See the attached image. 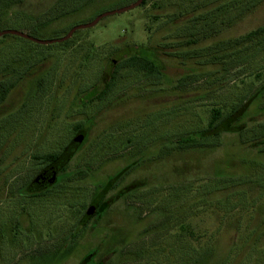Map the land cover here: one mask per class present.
<instances>
[{
  "label": "rangeland",
  "instance_id": "374dc122",
  "mask_svg": "<svg viewBox=\"0 0 264 264\" xmlns=\"http://www.w3.org/2000/svg\"><path fill=\"white\" fill-rule=\"evenodd\" d=\"M134 1L0 0V30L60 37ZM195 2L213 10L222 0H148L77 30L81 48L11 45L17 61L14 87L0 100V264H79L86 254L94 264H264V152L246 143L264 123V95L250 105L244 133H225L216 147L179 152L164 140L203 128L212 105L225 113L264 79L263 69L244 63L228 72L225 83L211 81L223 67L246 58L234 54L233 42L219 48L232 53L224 63L205 55L208 37L200 41L198 58L182 62L165 54L171 50L159 44L180 21H168L166 14L180 6L189 14ZM262 24L264 2L219 39ZM147 47H158L155 57ZM126 53L152 59L161 76L147 80L128 72L105 100L88 104L105 80L102 65L108 69ZM181 76L188 83L184 91L175 87ZM196 77L211 82L191 83ZM91 121L88 140L59 174L63 181L37 197L16 194L42 167L32 154L61 149L76 124L87 127ZM119 171L114 186L103 192ZM73 172L83 177L64 180ZM97 195L108 204L77 228ZM185 211L192 235H179Z\"/></svg>",
  "mask_w": 264,
  "mask_h": 264
},
{
  "label": "trees",
  "instance_id": "16d2710c",
  "mask_svg": "<svg viewBox=\"0 0 264 264\" xmlns=\"http://www.w3.org/2000/svg\"><path fill=\"white\" fill-rule=\"evenodd\" d=\"M147 1L148 0H143L140 5H145ZM188 1L189 3H191V1L193 0ZM262 2H264V0H224V2L222 0V3H218L213 10H207L208 6L205 4V2L201 4L199 2H195L194 4L192 3L193 7L190 8L189 14L184 13L182 6L177 7L174 9L173 15H170L169 13L166 14V19L168 21L176 19L180 21L174 27L173 31L165 37L166 41L161 42L159 44L160 48L170 49L171 51L165 52V54H168L169 56H172L176 59L178 58L180 61L184 62V60L186 61L190 58L195 59L199 57L198 55L200 49L199 44L201 43L200 41L208 37L211 38L212 42L204 46L206 48L205 55H210V60L207 57H205V60H212L213 62L218 61L220 63H224V59L231 56L232 53L219 48L221 45L224 44V41H227V43L233 42L234 54L236 55L237 53L241 52L246 56V58L240 57L233 64L228 65L226 68L223 67L221 76L215 77V79L213 78V80L211 81H221V83H225V76L228 74V72L231 69L236 68L238 65L244 63H248V65L254 66L256 70L263 69L264 71V24L252 30H249L243 34L237 35V37H227L226 40L222 41H220L219 39V35L224 29H229L231 26L235 25L239 19L246 16L251 11V9H254ZM184 17L186 19H184ZM28 33L31 34V32ZM76 34L77 30L69 39L58 43V45L67 46L69 48L74 49L78 47L81 48L84 44L76 41ZM9 36L14 39L1 42L2 38ZM18 41L32 42L30 40H26L13 35H3L2 37H0V100H2L7 95V93L14 87L13 76L16 73L15 71L17 68V61L16 55L14 54V52L11 51V45L18 43ZM239 46L240 48L238 49L237 47ZM156 48L147 47V49H149V51L153 53V57H155L156 55ZM179 48H183L184 50ZM227 49H229V47ZM82 50L84 51L85 49ZM230 50L231 49H229V51ZM85 52H82L81 54H85ZM105 57L106 61L110 59V56L107 57L106 55ZM122 69H125V71L123 70V72L119 74V70ZM102 72L106 74L105 80L102 82L100 90L88 99L87 103L90 105L105 100L110 88L117 83L124 82L123 80L127 79L125 74H127L128 72H132L134 73V75L136 73H141L142 77H147V80H149L148 77L157 78L161 76V72L158 70L157 65L152 59L135 53H126L120 55L117 59H114L108 69H106L105 65H102ZM259 76L260 74L256 73V77L258 78ZM124 77H126V79H123ZM101 78H104V76L100 75V80ZM100 80L97 79L96 81L99 82ZM185 80L186 79H183L182 76L177 79V82L175 84L177 90H185L184 86L188 84L185 82ZM201 80L202 77H196L191 80V83L196 84L199 82H205L204 84L209 85L211 82H206L204 79L203 81ZM95 86L96 83L93 82L89 87L94 88ZM263 95L264 79L262 80V83L258 85L257 88L251 94L243 98L240 97L241 99L238 97L240 100H235L236 102L239 100L237 103L233 100V103L229 105V109L226 110L225 113H223V108L221 106H218L217 104L212 105L209 109L207 122L203 126V128L194 130L189 134L179 133L178 135H169L166 136V139L164 138V140L167 142L174 143L173 147H177L179 152L188 151L191 149H198L202 147H216L220 143L219 138L221 135L225 133H244L247 127V123L244 120L247 111L250 105L257 99H259L260 101ZM92 123L93 121H91V124L87 127H84L81 123L76 124L74 126L72 136L69 138L67 143L62 146L61 149L45 153L32 154V159L35 160V162L41 163L42 167L38 169L36 173L32 177H30L21 187H18L17 193H14L19 195L37 197L47 192L52 186L57 185L61 181H63L61 180V176H59V174L66 168V165L70 162L72 157H74L75 154L79 152V150L88 140V131ZM257 129L261 133L258 134L256 131ZM253 130L255 132L256 137H249L248 139H246V143L258 148L259 151L264 152V123L258 124L253 128ZM127 143H130L129 138L127 139ZM128 145H130V147L133 146L131 143ZM66 149H73V156L71 157L69 162H67L63 167L59 169L53 182L48 186L42 187L41 183L43 176L47 173L50 165L54 163L59 158V156L65 152ZM82 174L83 173L73 172L68 174L66 178L63 179L69 180L73 176L83 177ZM120 175L121 171L110 177V182L107 183L103 192H106L107 188H111L112 186H114L113 184H115V182L119 179ZM111 181H113L112 185ZM132 189H135V187ZM128 191L129 190H126V192ZM105 202L106 204H108V202L104 200V197H101L99 195H97L96 198L89 202V204L85 206L82 216L77 221V228H82L86 226L88 220L91 219L92 216L96 217L97 213L101 210V207L105 204ZM179 219L181 222L179 235H182V233H189V235H192L193 232L189 230L190 226L187 225V223L185 222L186 211L180 216ZM211 246H215V244H212ZM186 249L187 248L185 247H181V250L184 252H186ZM219 263L220 262L217 261L213 264ZM79 264H94L92 260V255H84L83 258L80 260Z\"/></svg>",
  "mask_w": 264,
  "mask_h": 264
},
{
  "label": "water",
  "instance_id": "95a60500",
  "mask_svg": "<svg viewBox=\"0 0 264 264\" xmlns=\"http://www.w3.org/2000/svg\"><path fill=\"white\" fill-rule=\"evenodd\" d=\"M142 1L143 0H136V1L130 3L126 6L102 12L97 17H95L93 20H91L89 22L72 26L64 35H62L60 37H55V38H50V39H41V38H37V37L32 36L28 32H24V31H21L18 29H1L0 30V37H2L3 35H13V36H17V37H20V38H23L26 40H30L32 42L39 43V44L60 43V42H63L65 40L69 39L76 30L89 28V27L95 25L103 17H105L107 15L120 13V12H124L126 10H129L133 7L140 5ZM73 152H74L73 149H66L65 152L63 154H61L59 156V158L54 163H52L50 165L47 173L42 178V183H41L42 187L48 186L53 182V180L56 177L57 172L59 171V169L61 167H63L67 162H69V160L73 156Z\"/></svg>",
  "mask_w": 264,
  "mask_h": 264
},
{
  "label": "flooded vegetation",
  "instance_id": "af4514ba",
  "mask_svg": "<svg viewBox=\"0 0 264 264\" xmlns=\"http://www.w3.org/2000/svg\"><path fill=\"white\" fill-rule=\"evenodd\" d=\"M136 1V0H135Z\"/></svg>",
  "mask_w": 264,
  "mask_h": 264
}]
</instances>
